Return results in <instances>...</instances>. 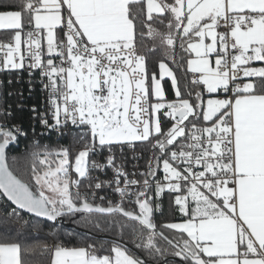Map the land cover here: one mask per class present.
I'll list each match as a JSON object with an SVG mask.
<instances>
[{
    "label": "snow or ice",
    "instance_id": "1",
    "mask_svg": "<svg viewBox=\"0 0 264 264\" xmlns=\"http://www.w3.org/2000/svg\"><path fill=\"white\" fill-rule=\"evenodd\" d=\"M0 72H27L29 91L38 75L41 135L81 133L74 149L34 139L16 168L7 150L27 133L0 120L5 217L42 218L53 238L22 247L6 222L0 264H264V0H0ZM165 192L181 222L154 221ZM78 214L117 239L65 244L56 225Z\"/></svg>",
    "mask_w": 264,
    "mask_h": 264
},
{
    "label": "trees",
    "instance_id": "2",
    "mask_svg": "<svg viewBox=\"0 0 264 264\" xmlns=\"http://www.w3.org/2000/svg\"><path fill=\"white\" fill-rule=\"evenodd\" d=\"M149 46L151 43L149 42ZM177 62L174 64L170 59L165 60L169 68L177 75L178 79L181 81V86L184 83V71L178 67L180 64V53L177 50ZM163 59V56L159 50L154 53H149V65L150 71H155L158 75V60ZM186 68V64H185ZM162 85L166 89V94L169 99L173 98V93L171 90V82L169 79L162 80ZM11 93V95H9ZM42 101V96L39 90L34 89L29 91V85L24 80L18 82L16 77L13 78L11 84L7 83V80H4L3 86L0 84V110L11 112L9 117H0V120H7L9 125L15 124L18 125L24 132L27 133V136H21L18 138V144L12 145L9 147V164L16 168H23L25 166L26 158L28 154L33 150L32 141L34 139L38 140L39 145L43 147L48 145L50 147H55L57 145H64L70 148L78 147L76 143L79 140L80 130H73L68 133L66 137H61L57 141L53 140L52 135H41L42 127L39 124V120L35 118L38 111L40 110V103ZM33 107L36 108L37 112H32ZM34 113V114H33ZM36 115V116H35ZM12 157H16L15 161L12 160ZM147 157V154H146ZM171 196L168 193H164L163 196L158 201L162 205V210L159 212H154V221L158 224L181 221L180 214L177 212L175 215L172 214V208L174 205H170ZM6 198L0 197V226H3L7 222V226L11 229L12 238L16 239L21 243L22 247H26L36 240H47L48 243L53 242V238L49 235L51 228L48 223H41L42 219L29 217L28 215L22 213L24 220L28 223L21 221L20 223L16 222L15 217H5V211L11 212L12 205L7 202L5 204ZM120 219H124L119 217ZM64 221L56 225L55 231L56 234L63 240L65 244H78L87 241L88 243L101 244L107 241H102L97 237L88 236L84 231L92 233L96 236L107 235L114 239H117L116 233L119 231L115 225H110L105 222L103 218L100 219V228L95 227L97 217L93 216L89 219L91 223H86L85 220H82L81 216L78 214L74 218H63ZM72 220H75L76 223H73ZM67 224L71 227H67ZM130 229L125 230V236L130 235ZM72 233L73 235H69ZM128 245L134 247L131 243ZM105 247H110V243H105ZM138 251V250H136ZM144 259H147L146 256H142ZM26 259H35L34 256H29L25 254ZM171 258V257H170Z\"/></svg>",
    "mask_w": 264,
    "mask_h": 264
},
{
    "label": "built area",
    "instance_id": "3",
    "mask_svg": "<svg viewBox=\"0 0 264 264\" xmlns=\"http://www.w3.org/2000/svg\"><path fill=\"white\" fill-rule=\"evenodd\" d=\"M14 77H16V80L18 82H20L22 80L23 81L25 80L27 82L29 80V76H28L27 72H19V73H17V72H0V84L3 86L4 80H7V83H8V81L10 79L13 82V78ZM34 89L39 90V92L41 93V96H42V101H41L40 106H39L40 110L38 111V113H39V112L43 111L45 106H46L47 93L45 91H43V86L39 82L38 75L33 78L31 91H33ZM71 129L80 130V129H76L73 126L69 125L68 128L64 129V132L66 133V135H58L56 132H48L45 135H48V134L50 135L51 134L52 137H53V140L57 141L61 137H63V138L66 137L68 135V133L71 131ZM44 131L45 130L42 127V131L41 132H44ZM78 133H80V131ZM137 156H139V149L137 150ZM117 157H118V160H119V158H121L119 150H117ZM123 158L127 160L126 170L129 171V172L134 171L133 165H136V164L139 165V169L138 170H143L145 161L147 160L146 154L143 156V158H141L139 160L134 159L133 158V153L127 147L124 149ZM94 175H99L101 179H109L112 176V172L109 169L106 174L97 172V173H94ZM162 175H163V173L161 172V176ZM165 193H167V192H165ZM99 195H108L113 200V202H116V201L119 200V197L116 194H114L110 188H105L103 191H100ZM124 206L126 208L130 207V205H128L127 202H125Z\"/></svg>",
    "mask_w": 264,
    "mask_h": 264
},
{
    "label": "water",
    "instance_id": "4",
    "mask_svg": "<svg viewBox=\"0 0 264 264\" xmlns=\"http://www.w3.org/2000/svg\"><path fill=\"white\" fill-rule=\"evenodd\" d=\"M12 146V145H11ZM10 203V202H9ZM13 207H15L14 205H12ZM25 214V213H24ZM26 215H28L29 217H31V215L30 214H26ZM39 219H42V218H39ZM64 221V219H62L59 223H61V222H63ZM67 227H71L70 225H68L67 224ZM89 237L90 236H92V237H97L98 239H100V240H102V241H107V242H110V241H112V240H116V239H114V238H112V237H110V236H107V235H99V236H96V235H94V234H92V233H89V232H86V231H84ZM129 248H133L132 246H130V245H127ZM143 258V257H142ZM169 259H172V258H169ZM175 259H179V258H175Z\"/></svg>",
    "mask_w": 264,
    "mask_h": 264
},
{
    "label": "rangeland",
    "instance_id": "5",
    "mask_svg": "<svg viewBox=\"0 0 264 264\" xmlns=\"http://www.w3.org/2000/svg\"><path fill=\"white\" fill-rule=\"evenodd\" d=\"M158 71H159V68H158ZM158 74H159V72H158ZM164 79H169V78L165 77ZM164 79H163V80H164ZM169 80H170V79H169Z\"/></svg>",
    "mask_w": 264,
    "mask_h": 264
},
{
    "label": "crops",
    "instance_id": "6",
    "mask_svg": "<svg viewBox=\"0 0 264 264\" xmlns=\"http://www.w3.org/2000/svg\"><path fill=\"white\" fill-rule=\"evenodd\" d=\"M174 222H181V221H174Z\"/></svg>",
    "mask_w": 264,
    "mask_h": 264
}]
</instances>
